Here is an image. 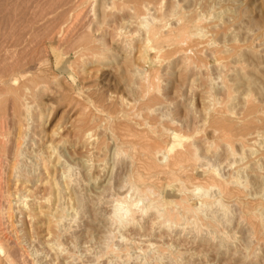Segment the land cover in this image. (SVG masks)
I'll return each instance as SVG.
<instances>
[{"label":"rangeland","instance_id":"1","mask_svg":"<svg viewBox=\"0 0 264 264\" xmlns=\"http://www.w3.org/2000/svg\"><path fill=\"white\" fill-rule=\"evenodd\" d=\"M56 1L0 0V62L12 60L0 68V264L7 252L19 264H264V0H91L83 15L72 7L62 42L34 45L24 20L38 23L33 15ZM186 22L188 34L171 47L167 37ZM156 151L160 165L177 156L178 169L149 167ZM191 184L208 192L195 195ZM119 197L140 205L123 224L112 217ZM154 198L188 201L195 219L183 213L165 224L152 209L141 213Z\"/></svg>","mask_w":264,"mask_h":264},{"label":"bare ground","instance_id":"2","mask_svg":"<svg viewBox=\"0 0 264 264\" xmlns=\"http://www.w3.org/2000/svg\"><path fill=\"white\" fill-rule=\"evenodd\" d=\"M38 1V0H37ZM134 1H137V0H134ZM133 1V2H134ZM139 1V0H138ZM145 1V0H144ZM49 2V1H48ZM54 2H55V0H54ZM57 2V1H56ZM62 2H63V0H62ZM61 2V3H62ZM148 2V1H147ZM61 3H59L60 5H61ZM65 3V2H64ZM90 3H91V0H68L67 2H66V4L62 7L61 6V8L60 9H58L59 8V4H58V2H57V4L54 6L55 7V9H53V10H49L48 9V7L47 8H45V9H42L41 8V10H39L37 13H35V15H33V16H37L38 18H41V21H38V23H33L32 24V22H27L26 21V19L24 20L25 21V23L23 22V21H19L18 20V23H24L25 25H23L24 27H23V29H21L22 30V33H25V32H27V31H25L26 29L28 30V32H27V34L28 33H31V38L34 40V42H35V44L34 45H47V44H49L50 43V41H52L53 39H55V36H56V40L58 41V42H62L61 40H62V36H61V32L63 31V28H65V26H67V23L66 22H68L67 20H68V16H71V12L73 11V8L72 7H74V9H77V12H78V15H83V14H85L86 13V11L89 9V5H90ZM135 3H138V2H135ZM52 4L54 5L55 3H53V1H52ZM139 4V3H138ZM141 4V3H140ZM155 4V3H154ZM126 6V5H125ZM141 6H143V7H146L147 5L146 4H142V5H140V7ZM27 7V6H26ZM49 7H51V5L49 6ZM138 7H139V5H138ZM147 8V7H146ZM144 9V11L145 10H147L148 11V9ZM3 9V7H1V10ZM12 9V8H11ZM39 9V8H38ZM72 9V10H71ZM139 9V8H138ZM141 9V8H140ZM13 10H14V8H13ZM143 10V9H142ZM15 12V11H14ZM13 13V12H12ZM22 12H20L19 14H21ZM73 13H74V11H73ZM132 13V12H131ZM19 14H18V16H19ZM47 14H50L49 15V17L47 16ZM141 14V13H140ZM8 15V14H7ZM6 15V16H7ZM189 15V14H188ZM199 15V14H198ZM198 15H197V17H198ZM3 16V15H2ZM17 16V17H18ZM27 16V15H26ZM30 16V15H29ZM86 16V15H85ZM84 16V17H85ZM187 16V15H186ZM1 17V16H0ZM11 17V16H10ZM16 17V16H15ZM21 17V16H20ZM20 17H18L19 19H20ZM36 17V18H37ZM44 17H46V18H44ZM184 17V16H183ZM29 18V17H28ZM129 18H131V17H129ZM142 18V17H141ZM186 18V17H185ZM7 19V18H6ZM9 19V18H8ZM72 19V18H71ZM77 19H79V18H76V20ZM80 19H82V18H80ZM145 19V18H144ZM179 19V18H178ZM189 19V18H188ZM198 19H200V18H198ZM197 19V20H198ZM15 20V19H14ZM177 20V19H176ZM196 20V21H197ZM1 21H2V23H4V20H2L1 19ZM0 21V22H1ZM12 21V20H11ZM35 21H36V19H35ZM127 21H128V19H127ZM183 21H185V20H183ZM26 22L28 23V24H26ZM77 22V21H76ZM84 22V21H83ZM153 22V21H152ZM174 22V21H173ZM181 22V21H180ZM6 23V22H5ZM8 23V22H7ZM6 23V24H7ZM10 23V22H9ZM8 23V24H9ZM12 23H14V22H12ZM62 23H64V25L62 24ZM66 23V24H65ZM71 23V22H70ZM82 23V22H81ZM155 23V22H154ZM190 23H191V25H189L190 26V29L192 30L193 28H194V30L196 31V29H198L199 28V26L196 28V27H191V26H193L192 25V22L190 21ZM198 23V22H197ZM1 24V23H0ZM63 26H62V25ZM69 24V23H68ZM74 24H75V22H74ZM156 24V23H155ZM159 24V23H158ZM175 24V23H174ZM180 24H182V22L180 23ZM196 24V23H195ZM4 25V24H3ZM20 25V24H19ZM77 24H75V26H76ZM148 25V24H147ZM149 25H150V23H149ZM8 26V25H7ZM74 26V27H75ZM81 26V25H80ZM163 26V25H162ZM161 26V27H162ZM197 26V25H196ZM2 27H6V25H4V26H2ZM12 27V26H11ZM11 27H8V29H10ZM17 27V26H16ZM81 27H83V26H81ZM81 27H78L77 29H79V28H81ZM163 27H166V26H163ZM177 27H178V25H177ZM202 27V26H201ZM19 28V27H18ZM17 28V29H18ZM21 28H22V25H21ZM68 28V27H67ZM76 28V27H75ZM166 28H168V27H166ZM7 29V28H6ZM7 29V30H8ZM20 29V28H19ZM77 29H76V31H77ZM146 29V37L148 38V39H153L154 40V37L155 36H158V35H156L157 34V30H158V26L157 25H151V26H147V28H145ZM170 29V28H169ZM172 29H174L173 28V26H172ZM228 29V28H227ZM21 30H20V32H21ZM24 30V31H23ZM67 30H70V29H65V31H67ZM71 30H73V28L71 29ZM165 30V29H164ZM193 30V31H194ZM199 30V29H198ZM197 30V31H198ZM14 31V30H13ZM187 31H188V25H187V22L186 23H184L182 26H180V27H178L174 32H172V34H169V36L167 37V39L166 40H168V42L169 43H171V47L173 46V45H175V44H177L179 41H181V40H183V38H185L186 37V35L188 34L187 33ZM190 31V30H189ZM201 31V30H200ZM5 32H8V31H5ZM5 32H4V34H5ZM10 32V31H9ZM69 32V31H68ZM71 32V31H70ZM69 32V33H70ZM122 32V31H121ZM12 33V32H11ZM15 33H16V31H15ZM64 33V32H63ZM67 33V32H66ZM68 33V34H69ZM75 32H73V34H74ZM165 33V32H164ZM192 32H190V34H191ZM198 33H200V32H198ZM3 34V33H2ZM16 34H19L18 32L16 33ZM122 34V33H121ZM13 35V34H12ZM12 35L10 36V38L12 37ZM15 35V34H14ZM24 35V34H23ZM22 35V36H23ZM63 35H65V34H63ZM67 35V34H66ZM192 35V34H191ZM190 35V36H191ZM16 36V35H15ZM22 36H18V38L19 37H22ZM26 36V35H25ZM69 36V35H68ZM74 36H75V34H74ZM74 36H70V41H68V43H67V46H68V44H69V42H71V40L73 41L74 39L72 38V37H74ZM189 36V35H188ZM192 36H194V35H192ZM201 36H203V35H201ZM1 38H2V35L0 36ZM24 37V36H23ZM22 37V38H23ZM160 37V36H159ZM195 37V36H194ZM3 38H5V37H3ZM17 38V39H18ZM29 39H30V37H28ZM72 38V39H71ZM188 38V37H187ZM7 39V38H6ZM17 39H15L16 41H17ZM20 39V38H19ZM24 39H26L25 37H24ZM22 40V42L23 41H25V40ZM29 39H26V41L27 40H29ZM64 39H66V38H64ZM127 39V38H126ZM163 39V38H162ZM190 39H191V37H190ZM192 39H193V37H192ZM8 40V39H7ZM10 40V39H9ZM13 40V39H12ZM21 40V39H20ZM67 40V39H66ZM156 40V39H155ZM158 40V39H157ZM189 40V39H188ZM30 41V40H29ZM127 41V40H126ZM187 41V40H186ZM189 41H191V40H189ZM10 42V41H9ZM18 42V41H17ZM65 42V41H64ZM149 42H150V40H149ZM154 42V41H153ZM159 42V41H158ZM195 42V41H194ZM208 42V41H207ZM66 43V42H65ZM160 43V42H159ZM181 43V42H180ZM187 43H188V41H187ZM11 43H9V45H10ZM24 44H26L25 42H24ZM24 44H22V45H24ZM64 44V43H63ZM74 44V43H73ZM173 44V45H172ZM182 44V43H181ZM191 44H193V43H191ZM15 45V44H14ZM17 45H20V44H16V47H17ZM184 45V44H183ZM194 45V44H193ZM13 46V45H12ZM28 46H30L29 45V43H28ZM28 46H26V47H28ZM31 46H33V45H31ZM48 46V45H47ZM74 46V45H73ZM72 46V47H73ZM184 46H187L186 44L184 45ZM8 47V46H7ZM51 47V46H50ZM156 47V46H155ZM170 47V46H169ZM18 48H21V47H18ZM31 48V47H30ZM29 48V49H30ZM35 47H33L32 49H34ZM68 48V47H67ZM160 48H161V46H160ZM164 48H165V46H164ZM188 48V47H187ZM3 49V48H2ZM28 49V48H27ZM42 49V48H41ZM47 49H48V47H47ZM51 50V52H52V54H53V56H54V60H55V62H56V64H60V62H61V55L62 54H60V52L58 51L59 49H57L56 47H52V48H50ZM166 49V48H165ZM176 49V48H175ZM9 50V49H8ZM19 50V49H18ZM38 50H39V48H38ZM24 51V50H23ZM27 51V50H26ZM35 51V50H34ZM41 51V50H40ZM174 51V50H173ZM181 51V50H180ZM9 52V51H8ZM10 52H11V50H10ZM28 52V51H27ZM26 52V53H27ZM46 52V51H45ZM67 52V51H66ZM26 53H25V55H26ZM29 53V52H28ZM38 53V52H37ZM176 53V52H175ZM215 53V52H214ZM1 54V53H0ZM45 54V53H44ZM10 55V54H9ZM39 56V55H38ZM41 56V55H40ZM39 56V57H40ZM3 57V56H2ZM20 57V56H19ZM25 59V58H24ZM14 60V59H13ZM27 60V59H26ZM15 61V60H14ZM18 61V60H17ZM16 63V62H15ZM10 64H12V60H10V59H7V58H3L2 59V61L0 62V68L2 69V68H7L8 66H10ZM18 64V63H17ZM15 65V64H14ZM19 66V65H18ZM17 67V65H15V68ZM26 67V66H25ZM24 67V68H25ZM28 68V67H27ZM30 68V67H29ZM14 69V68H13ZM12 69V70H13ZM5 70V69H4ZM29 70V69H28ZM27 70V71H28ZM2 71V70H1ZM18 72V71H17ZM25 72V71H24ZM2 73V72H1ZM5 73V72H4ZM16 74V73H15ZM15 74H13V76H12V78H16V75ZM11 77V76H10ZM146 79V78H145ZM9 80V79H8ZM12 80V79H11ZM3 81V80H2ZM1 84V83H0ZM3 85V84H2ZM4 86V85H3ZM17 87H19L18 85H17ZM25 87V86H24ZM23 87V88H24ZM147 87V86H146ZM149 87V86H148ZM11 89V88H10ZM14 89H15V87H14ZM25 90V89H24ZM27 90V89H26ZM26 90H25V92H26ZM21 91V90H20ZM20 92H18V94H19ZM27 93V92H26ZM230 93V92H229ZM25 95V94H24ZM23 95V96H24ZM27 95V94H26ZM25 95V96H26ZM227 95V94H226ZM20 97H21V95H19ZM24 96V97H25ZM228 96V95H227ZM230 96V95H229ZM24 97H22V100H23V98ZM245 97H247V95L245 96ZM248 97H249V95H248ZM19 98V97H18ZM228 98H230V97H228ZM227 98V99H228ZM21 99V98H20ZM248 99V98H247ZM17 100V99H16ZM16 100H15V102H16ZM243 100H246V99H244L243 98ZM249 100V99H248ZM10 101H11V99H10ZM121 101V100H120ZM123 101V100H122ZM247 101V100H246ZM12 102L14 103V100H12ZM224 102H228V101H224ZM223 102V103H224ZM17 103V102H16ZM249 103H250V101H249ZM12 104V103H11ZM23 104V103H22ZM21 104V105H22ZM124 104V103H123ZM127 104V103H126ZM245 105V104H244ZM243 105V106H244ZM15 106V108H16V105H14ZM246 106V105H245ZM253 106V105H252ZM22 108V107H21ZM25 108H26V106H25ZM19 109V108H18ZM23 109H24V106H23ZM26 109H28V108H26ZM26 109H24V111H26V113H27V110ZM221 109V108H220ZM245 109H247V108H245ZM14 110V109H13ZM219 110V109H218ZM222 110V109H221ZM220 110V111H221ZM249 110V109H248ZM247 110V111H248ZM23 111V112H24ZM215 111V110H214ZM245 111V110H244ZM251 111V110H250ZM257 111V110H256ZM242 113H243V111H242ZM22 114V113H21ZM28 114V113H27ZM218 115V114H217ZM221 115V114H220ZM223 115V114H222ZM251 115V114H250ZM216 116V115H215ZM224 116V115H223ZM13 117V116H12ZM243 117V116H242ZM15 118V117H14ZM18 118V117H17ZM20 118V117H19ZM222 118V117H221ZM219 119V118H218ZM225 120H226V117L224 118ZM223 119V120H224ZM229 119V118H228ZM25 120V119H24ZM211 120V119H210ZM26 121V120H25ZM230 121V120H229ZM231 121L233 122V120L231 119ZM230 121V123H232ZM239 121H240V118H239ZM1 122V121H0ZM20 122V121H19ZM139 122V121H138ZM212 122H214V119L211 121V123ZM246 122V121H245ZM225 123H228V120H226L225 121ZM242 123V126H243V122H241ZM248 123H250L249 121H248ZM213 125H215L214 123H212ZM233 124V123H232ZM231 124V125H232ZM223 125V124H222ZM225 126L226 125H228V124H224ZM223 125V126H224ZM222 126V127H223ZM233 126V125H232ZM245 126V125H244ZM19 128H20V126H18ZM147 127V126H146ZM212 127H214V126H212ZM218 127V126H217ZM239 127V126H238ZM247 127V126H246ZM226 128H227V126H226ZM21 130V129H20ZM216 130V129H215ZM219 130V129H218ZM217 130V131H218ZM216 131V132H217ZM222 131H223V129H222ZM222 131H220V132H222ZM214 132V131H213ZM224 132V131H223ZM226 132V131H225ZM224 132V133H225ZM228 132V131H227ZM17 133V132H16ZM153 133V132H152ZM218 133V132H217ZM223 133V134H224ZM251 133V132H250ZM250 133H247V134H250ZM19 134H20V132H19ZM22 134V133H21ZM213 135H214V133H212ZM211 134V135H212ZM85 135H86V137L85 138H87V135H88V133L86 134L85 133ZM156 135V134H155ZM219 135V134H218ZM221 135V134H220ZM226 135V134H225ZM227 136H228V134H227ZM227 136L225 137V138H227ZM246 137V136H245ZM85 138H84V140H85ZM223 138H224V135H223V137H222V140H223ZM228 138H229V136H228ZM240 138V137H239ZM242 138V137H241ZM240 138V139H241ZM259 138V137H258ZM20 139H22V137L20 136V135H17V136H15V141H14V143H13V146L11 147V149H12V151H13V155H16L17 153L19 154V151L21 150L20 148V145H21V142H20ZM230 139V138H229ZM236 139V138H235ZM244 139V138H243ZM241 140V141H245V140ZM83 140V139H82ZM146 141H147V139H145ZM221 140V139H220ZM227 140V139H226ZM224 142V141H223ZM228 142V143H227ZM227 142H225L224 144H230L229 142L230 141H227ZM234 142V141H233ZM235 143V142H234ZM143 144H144V142H143ZM142 144V145H143ZM146 144V143H145ZM148 144V143H147ZM237 144V143H236ZM240 144V143H239ZM244 145V144H243ZM243 145H242V147L241 148H243ZM256 145V144H255ZM52 146V145H51ZM145 147H146V145H144ZM148 146V145H147ZM245 146V145H244ZM249 146V145H248ZM227 147V146H226ZM230 147V148H229ZM228 148H229V151H228V154L230 155H234V151H233V149H231V147L232 146H229ZM48 148V152H49V148H51L50 147V145H49V147H47ZM145 149V148H144ZM227 149V148H226ZM3 150V149H2ZM52 150H53V148H52ZM143 150V149H142ZM228 150V149H227ZM243 150V149H242ZM51 151V150H50ZM148 151V150H147ZM225 152V151H224ZM234 152V153H233ZM52 153V155H53V152H51ZM144 154H146V151L145 152H143ZM159 153H160V151H156V152H153V154H148L149 156V162H147V164H148V166L150 167V166H152L153 168H155V167H157V169L158 168H162V169H164V170H171L173 167L175 168L176 166H178V164L179 163H181L180 161H179V159H178V157L177 156H175V155H172L171 153H170V155L168 156L167 154H164L163 152H161V153H163L164 155H166L167 157H168V160L164 163V164H162V165H160V164H158V163H156L155 161L156 160H154L155 159V155L157 156V154L159 155ZM175 153H177V152H175ZM180 153V152H179ZM178 153V154H179ZM250 153H252V152H250ZM162 154V155H163ZM185 154V153H184ZM192 154V153H191ZM161 155V156H162ZM180 155V154H179ZM181 155H183V153L181 154ZM181 155H180V157H181ZM186 155V154H185ZM194 155V154H193ZM235 156V155H234ZM13 157V156H12ZM15 157V156H14ZM13 157V158H14ZM16 157H17V155H16ZM15 157V158H16ZM184 157V156H183ZM189 156H187L185 159H187ZM191 157V156H190ZM188 158V160H190L191 158ZM242 157V156H241ZM50 158H51V156H50ZM165 158V157H164ZM17 159V158H16ZM16 159H15V161H16ZM48 159V158H47ZM157 159H158V157H157ZM194 159V158H193ZM198 159V158H197ZM258 159H260V158H258ZM258 159H257V161H258ZM57 160V159H56ZM161 160V159H160ZM183 161H185L184 159H182ZM192 160V159H191ZM253 160V159H252ZM48 161V160H47ZM53 161V160H52ZM55 161V160H54ZM194 161V160H193ZM246 161V160H245ZM140 162V161H139ZM138 162V163H139ZM157 162H159V160H157ZM164 162V161H163ZM186 163V165H188V162L187 161H185ZM253 162V161H252ZM46 163V162H45ZM58 163V162H57ZM137 163V162H136ZM160 163V162H159ZM162 163V162H161ZM51 165V162L50 161H48V164H46V165ZM142 164V163H141ZM194 164V163H193ZM14 165V164H13ZM138 165V164H137ZM15 166H16V164H15ZM52 166V165H51ZM190 166V165H189ZM49 167V166H48ZM147 167V166H146ZM191 167V166H190ZM14 168H16V167H14ZM177 168V167H176ZM179 168H180V166H179ZM186 168V167H185ZM47 169V168H46ZM178 169V168H177ZM176 169V170H177ZM184 169V168H183ZM194 169V168H193ZM198 169H200V168H198ZM197 169V170H198ZM202 169V168H201ZM15 170H17V169H15ZM44 170V169H43ZM50 170V169H49ZM48 170V171H49ZM55 170V169H54ZM204 170V169H203ZM255 170V169H254ZM264 170V169H263ZM63 171V170H62ZM194 171V170H193ZM16 172H18V171H16ZM46 172V171H45ZM137 172V171H136ZM178 172V171H177ZM182 172H184V171H182ZM141 173V172H140ZM157 173V172H156ZM164 173V172H163ZM178 173H180V172H178ZM178 173H176V174H178ZM185 173V172H184ZM199 173V172H198ZM201 173H203V172H201ZM135 174V173H134ZM192 174L193 175H195V173L194 172H192ZM197 174V173H196ZM146 175V174H145ZM171 175V177H173L174 178V180L176 179V177H174V175L172 176V174H170ZM169 175V176H170ZM182 175H183V173H182ZM47 176V175H46ZM135 176V175H134ZM148 176H150V174L148 175ZM156 176V175H155ZM177 176V175H176ZM180 176V175H179ZM179 176H177V177H179ZM186 176V175H185ZM196 176V175H195ZM194 176V177H195ZM201 176V175H200ZM168 177V176H167ZM199 177V176H198ZM209 177V176H208ZM48 178V177H47ZM169 178V177H168ZM183 178H184V176H183ZM178 179V178H177ZM176 179V180H177ZM26 180V179H25ZM47 180V179H46ZM136 180H138V179H136ZM141 180V179H140ZM147 180V179H146ZM178 181H180V179L178 180ZM184 181H185V179H184ZM203 181H205V180H203ZM190 182V181H189ZM210 182V181H209ZM24 183V182H23ZM140 183L142 184V182L140 181ZM183 183V182H182ZM188 183V182H187ZM216 183V182H215ZM214 183V184H215ZM224 183V182H223ZM230 183H231V181H230ZM138 184V183H137ZM65 185V184H64ZM64 185H61V186H63V190L65 191V188H67V186H64ZM183 185H185V183H183L182 184V186ZM187 185V184H186ZM210 185H211V183H210ZM213 185V184H212ZM48 186V185H47ZM148 186V185H147ZM219 186V185H218ZM23 187V186H22ZM65 187V188H64ZM189 187H191V192H193L194 193V191L196 192H200V193H202L201 195H202V197H203V195H205L206 194V192H208L207 190L209 189L207 186V188L208 189H205V188H203V187H201L200 185H198V184H191V185H189ZM205 187V186H204ZM55 188V187H54ZM56 188H57V186H56ZM130 188H131V186H130ZM149 188V189H148ZM146 187V189L145 190H136V192L137 193H139L140 195H142L141 197H149L150 196V187ZM132 189V191H133V189L134 188H131ZM228 189V188H227ZM62 190V189H61ZM218 191L217 192H221V191H219L220 189H217ZM29 191V190H28ZM68 191V190H67ZM67 191H65V195H66V192ZM188 191V190H187ZM210 191V190H209ZM27 192V191H26ZM52 192V191H51ZM55 192H57V191H55ZM55 192L53 193V195H55ZM58 192H60V190L58 191ZM62 192V191H61ZM133 192H135V191H133ZM234 192H237V191H234ZM234 192H233V195H234ZM264 192V191H263ZM28 193H30V191L28 192ZM153 194H154V192H152ZM199 193V194H200ZM224 193V192H223ZM238 193V192H237ZM239 193H241V192H239ZM64 194V193H63ZM69 194V193H68ZM131 194V193H130ZM195 194V193H194ZM219 194H221V193H219ZM243 194V193H242ZM52 195V194H51ZM52 195V196H53ZM136 195V194H135ZM196 195V194H195ZM198 195V194H197ZM200 195V196H201ZM235 195H236V193H235ZM238 195V194H237ZM58 196V195H57ZM209 195H207V197H208ZM211 196V195H210ZM229 196H231V195H229ZM239 196V195H238ZM254 196V195H253ZM56 197V196H55ZM64 197V196H63ZM125 197V196H124ZM124 197H119V198H116V199H114V204L112 205V217L115 219V220H117V222L119 223V224H123V222H125V220L127 221V218H128V216H131L133 213H135V211H137V210H135V208L136 209H138V206H140V205H138V203H137V201H135V200H138V199H134V200H131V201H129V202H126V203H128V204H126V205H124L123 204V202H124ZM202 197H200V198H202ZM50 198V197H49ZM57 198V197H56ZM65 198H67V197H65ZM64 198V199H65ZM121 198H123L122 200H121ZM137 198V197H136ZM140 198V197H139ZM185 198V197H184ZM197 198V196L195 197V199ZM199 198V197H198ZM205 198H206V196H205ZM204 198V199H205ZM210 198V197H209ZM213 198V197H212ZM233 198V197H232ZM237 198V197H236ZM242 198H244V197H242ZM6 199H8V198H6ZM10 199V198H9ZM8 199V200H9ZM67 199H69V198H67ZM126 199V198H125ZM11 200V199H10ZM34 200V199H33ZM44 201H45V199H43ZM207 200V199H206ZM205 200V201H206ZM211 200V199H210ZM214 200V199H213ZM221 200V199H220ZM39 201V200H38ZM48 201V200H47ZM127 201V200H126ZM199 201H201V199L199 200ZM215 201H216V199H215ZM239 201V200H238ZM261 201V200H260ZM262 201H264V200H262ZM261 201V202H262ZM9 202V201H8ZM8 202H6V203H8ZM11 202V201H10ZM34 202V201H33ZM35 202H36V200H35ZM43 201H41V203H42ZM138 202H139V200H138ZM208 202V201H207ZM256 202V201H255ZM257 202H259V200L257 201ZM261 202H259V203H261ZM173 203V204H172ZM212 203V202H211ZM214 203H218V204H220L221 202L220 201H218V199H217V201L216 202H214ZM8 204H11V203H8ZM8 204H7V206H8ZM31 204V203H30ZM140 204V203H139ZM145 204V203H144ZM143 204V205H144ZM201 204H203V200H202V202H201ZM208 204H210L209 202H208ZM218 204H216V205H218ZM222 204V203H221ZM34 205V206H33ZM33 205L32 206H30L31 208H30V210H31V212H32V214L37 210V209H39V203H37V205L38 206H36V204L35 203H33ZM47 205H49V204H47ZM205 205V204H204ZM213 205V204H212ZM224 205V204H223ZM223 205H219V206H222V207H220V208H223ZM261 205V204H260ZM55 206V205H54ZM142 206V205H141ZM200 206V205H199ZM210 206V205H209ZM258 206V205H257ZM264 206V205H263ZM263 206H261V207H263ZM38 207V208H37ZM47 207V206H46ZM56 207V206H55ZM202 207V206H201ZM200 207V208H201ZM206 207H208V206H206ZM7 208V207H6ZM11 207L9 206L8 207V209H7V211L6 212H4L5 213V223H8V225H9V223L11 224L12 222H11V216H12V213H11V209H10ZM48 208V207H47ZM49 208H50V205H49ZM48 208V209H49ZM53 208V207H52ZM195 208V207H194ZM194 208L193 207H191L190 205H189V203H188V201H186V200H184V199H178L177 201L176 200H174V201H170L169 199H167V200H165V199H160L159 198V200L158 199H155L154 198V200L153 199H151V201L148 203V205H146V206H144V207H140V212L141 213H146L147 212V210H149V209H152L154 212H155V215L157 216V218H159V219H161L164 223L166 222H171V223H173V221H176V220H178V219H181L180 217H183V216H181V215H183V213H187V215L190 213V212H193L194 211ZM204 208V207H203ZM253 208V207H252ZM259 208H260V206H259ZM41 209H43V208H41ZM45 209V208H44ZM202 209V208H201ZM256 209V208H255ZM262 209V208H261ZM56 210H57V208H56ZM56 210H54L53 209V211L55 212ZM195 210H197V206H196V208H195ZM228 210V209H227ZM260 210V209H259ZM201 211V210H200ZM27 212L29 213V211L27 210ZM196 211H194V213H195ZM264 212V211H263ZM4 213H3V215H4ZM182 213V214H181ZM194 213L193 214H189V215H191L190 217L191 218H193L192 216L194 215ZM248 213V212H247ZM41 214H44V213H41ZM53 212H51L50 211V209H49V212H48V214H46L47 215V217L49 216L50 218L51 217H53L54 215H56V214H54ZM203 214V213H202ZM225 214V213H224ZM227 214V213H226ZM53 215V216H52ZM134 215V214H133ZM208 215V214H207ZM254 215V214H253ZM31 216V215H30ZM39 216V215H38ZM44 216V215H43ZM184 216H186L185 214H184ZM196 216V215H195ZM133 217L134 216H132L131 218L133 219ZM253 217V216H252ZM35 218V217H34ZM131 218L129 217L128 219H129V221L131 220ZM208 218V217H207ZM211 218V217H210ZM246 218V217H245ZM3 219V218H2ZM1 219V220H2ZM113 219V220H114ZM183 219H184V217H183ZM185 219H187V217L185 218ZM189 219V218H188ZM193 219H195V218H193ZM0 220V221H1ZM52 220H56V219H52ZM182 220V219H181ZM190 220L191 219H189V222H190ZM200 220H202V218L200 219ZM47 221V220H46ZM184 221V220H183ZM188 221V220H187ZM186 221V222H187ZM215 221V220H214ZM250 221V220H249ZM4 222V221H3ZM128 222V221H127ZM195 221H193V223H194ZM196 222H199V221H197L196 220ZM203 222V221H202ZM47 223V222H46ZM55 223H56V221H55ZM165 223V224H166ZM201 223V222H200ZM242 223V222H241ZM250 223H251V221H250ZM169 224V223H168ZM190 224V223H189ZM195 225H196V223H194ZM56 226V225H55ZM160 226V225H159ZM5 228V227H4ZM198 228V227H197ZM251 228V227H250ZM216 229V228H215ZM44 230H46V229H44ZM250 230V229H249ZM252 230V229H251ZM48 233V232H47ZM48 235V234H47ZM51 236V235H50ZM49 236V237H50ZM54 236V235H53ZM51 238H53V237H51ZM46 239V238H45ZM52 240V239H51ZM50 240V241H51ZM49 241V240H48ZM52 242V241H51ZM51 242H49L50 244H51ZM106 244V243H105ZM51 246V245H50ZM54 246V245H53ZM107 247V246H106ZM8 248H9V246H8ZM10 250V249H9ZM11 251V250H10ZM27 255V254H26ZM25 257H27V256H25ZM24 258V257H23ZM2 259V258H1ZM3 259H5L6 260V262L5 263H7V264H19L17 261H15L13 258H12V256H11V254L9 253V252H7L6 253V255H4V258ZM20 260V259H19ZM29 260V259H28ZM27 260V261H28ZM2 260H0V262H1ZM2 264V263H1ZM31 264V263H30Z\"/></svg>","mask_w":264,"mask_h":264}]
</instances>
